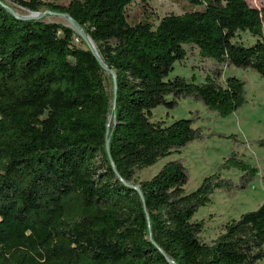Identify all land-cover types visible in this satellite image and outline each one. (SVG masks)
Wrapping results in <instances>:
<instances>
[{"label": "trees", "instance_id": "16d2710c", "mask_svg": "<svg viewBox=\"0 0 264 264\" xmlns=\"http://www.w3.org/2000/svg\"><path fill=\"white\" fill-rule=\"evenodd\" d=\"M14 1L67 14L90 43L67 22L16 16L0 0V264H171L165 255L174 264H264V202L226 222L211 243L195 216L215 191L246 188L257 167L230 157L221 169L242 171L239 184L219 170L191 192L182 158L136 179L207 136L194 117L154 120L155 108L190 98L226 117L246 104L236 75L197 82L172 72L194 45L264 78V8L187 0L194 8L155 24L149 2L134 20V0ZM99 59L116 74L114 106L113 78Z\"/></svg>", "mask_w": 264, "mask_h": 264}, {"label": "rangeland", "instance_id": "374dc122", "mask_svg": "<svg viewBox=\"0 0 264 264\" xmlns=\"http://www.w3.org/2000/svg\"><path fill=\"white\" fill-rule=\"evenodd\" d=\"M3 1L11 5L21 17L31 14L14 0ZM247 1L253 7L264 8V0ZM145 2H149L151 6L149 9L153 12L152 19L155 24L165 15L180 14L194 8L187 0H134L127 7L129 18L141 19V3ZM204 5L195 8L201 9ZM44 20L66 22L63 17L56 15L45 16ZM239 37L247 44L256 41L250 33H241ZM76 43L82 46L78 41ZM185 49V58L175 63L172 74L186 78L195 76L197 82L204 81L207 75H220L222 81L228 76L236 75L246 82L247 102L237 112L226 117L208 111L202 103L190 98L180 99L174 109L162 106L155 108L154 120L170 123L175 119L194 117L195 126L202 127L207 136L203 140L190 142L179 153L162 158L157 163L137 171L136 179H148L167 161L182 158L189 174L184 190L191 192L201 185L206 176L219 170L223 177L239 184L242 171L235 167L221 169V165L230 157L244 159L257 167L255 176L247 183L246 188L215 191L212 202L200 208L195 215L197 219L206 221L202 239L211 243L223 232L226 222L238 219L244 212L255 210L264 202V78L254 70L222 65L214 59L203 57L194 45H185Z\"/></svg>", "mask_w": 264, "mask_h": 264}, {"label": "water", "instance_id": "95a60500", "mask_svg": "<svg viewBox=\"0 0 264 264\" xmlns=\"http://www.w3.org/2000/svg\"><path fill=\"white\" fill-rule=\"evenodd\" d=\"M9 10L13 11V13L16 15V16H19L16 14V12L11 9V8H8ZM31 14L28 15V16H24L23 18H44L45 16H48V15H56V16H61L64 18V20L77 32V34H79V36H81V38H83L84 40H86L88 43H90V40L88 39V37L84 34V32L82 31L81 27L71 18L69 17L67 14H59V13H53V12H50V11H39V12H30ZM100 60V59H99ZM101 64L103 65V67L108 70L109 74H111L112 78H113V93H114V99H113V106L115 105V98H116V81H115V77H116V74L113 70H109L107 69V67L103 64V62L100 60ZM106 135H108V131L106 133ZM109 140H107L106 142V152H107V155H108V158L110 159L111 161V164H112V167L114 169V171L117 173L116 169H115V166H114V163H112V160H111V155H110V151H109ZM133 188H136L140 194V197H141V200H143V195L141 194V192L139 191L137 185H131ZM147 216V215H146ZM165 255V254H164ZM167 261H169L171 264H174L171 259H169L166 255H165Z\"/></svg>", "mask_w": 264, "mask_h": 264}]
</instances>
